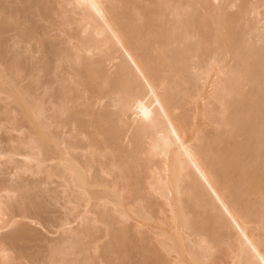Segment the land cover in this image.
Listing matches in <instances>:
<instances>
[{
    "label": "bare ground",
    "instance_id": "1",
    "mask_svg": "<svg viewBox=\"0 0 264 264\" xmlns=\"http://www.w3.org/2000/svg\"><path fill=\"white\" fill-rule=\"evenodd\" d=\"M0 264H264V0H0Z\"/></svg>",
    "mask_w": 264,
    "mask_h": 264
},
{
    "label": "rangeland",
    "instance_id": "2",
    "mask_svg": "<svg viewBox=\"0 0 264 264\" xmlns=\"http://www.w3.org/2000/svg\"><path fill=\"white\" fill-rule=\"evenodd\" d=\"M197 118L199 119L200 118V116H199V114H197ZM211 129H213L211 126H209ZM209 127H208V129H209ZM205 128H207V127H205ZM215 129V128H214ZM205 130V129H204ZM204 130H203V132H204ZM210 130V129H209ZM210 131H214V130H210ZM205 132H206V130H205ZM202 134V133H201ZM201 134H198L197 133V135L199 136L200 135V137H201ZM203 135V134H202ZM195 136H196V134H195ZM226 136V135H225ZM197 137V136H196ZM200 137H198V138H200Z\"/></svg>",
    "mask_w": 264,
    "mask_h": 264
}]
</instances>
